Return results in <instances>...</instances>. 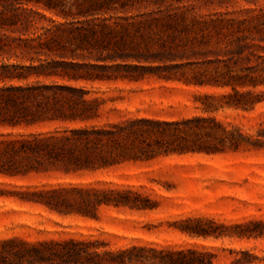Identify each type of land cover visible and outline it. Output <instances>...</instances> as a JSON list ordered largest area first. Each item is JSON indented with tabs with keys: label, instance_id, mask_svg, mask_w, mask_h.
<instances>
[{
	"label": "rangeland",
	"instance_id": "1",
	"mask_svg": "<svg viewBox=\"0 0 264 264\" xmlns=\"http://www.w3.org/2000/svg\"><path fill=\"white\" fill-rule=\"evenodd\" d=\"M58 1L56 11L33 4L0 8L7 21L0 28L7 50L0 63L28 64L30 55L15 48L40 37L52 47L41 60L72 63L82 76L40 81L84 89L86 99L97 100L95 117L0 128V138L129 121L151 133L137 136L146 152L134 149L138 157L107 168L47 165L0 174V239L193 248L214 254L215 264H264V0ZM24 9L31 12L24 15ZM14 14L27 22L10 25ZM193 119L199 120L168 138L193 151L157 147V140L166 141L156 124ZM68 187L130 191L144 207L103 205L83 214L35 202L33 193ZM189 218L204 227L213 222L222 236L183 233Z\"/></svg>",
	"mask_w": 264,
	"mask_h": 264
},
{
	"label": "trees",
	"instance_id": "2",
	"mask_svg": "<svg viewBox=\"0 0 264 264\" xmlns=\"http://www.w3.org/2000/svg\"><path fill=\"white\" fill-rule=\"evenodd\" d=\"M29 4L47 11H56L61 7L58 0H0V8L4 11H16L17 6ZM26 12L31 10L24 9V15ZM14 17L10 25L27 22V19H19V15L14 14ZM5 23L6 19L0 18V28L7 25ZM40 40L38 37L22 41L23 46L15 48L30 55L28 64L0 63V128L26 130L52 123L84 122L95 117L97 100L86 99L87 92L84 89L47 85L40 81L42 77L51 76L74 80L82 77L74 71L77 65L41 60L40 56L46 54L45 50L50 52L52 47L40 43ZM0 52H7L1 41ZM198 120L156 124L164 127L157 133L166 141L162 143L157 140V147L164 153L193 151L188 150L185 145L173 146L168 138L178 136L180 125ZM136 123L129 121L100 127H64L48 132L1 134L0 174H27L47 165L74 171L93 170L135 159L138 156H135L134 149L146 152L136 142L137 136L151 133L135 127ZM170 128L175 130H166ZM33 194L39 197L35 202L62 212L89 214L91 210L103 205L131 209L144 207L138 204V195L130 191L68 187ZM185 222L180 231L191 237L222 236L212 228L213 222L206 223L210 225L207 227L202 225V220L189 218ZM214 259L215 255L211 252L193 248L138 245L111 248L98 240L72 238L39 242H28L15 237L0 239V264H215Z\"/></svg>",
	"mask_w": 264,
	"mask_h": 264
}]
</instances>
